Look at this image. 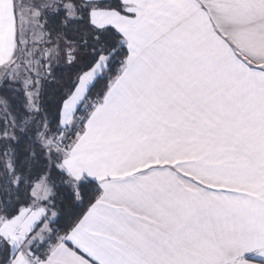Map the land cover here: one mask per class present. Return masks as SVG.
I'll use <instances>...</instances> for the list:
<instances>
[{
  "label": "snow or ice",
  "instance_id": "1",
  "mask_svg": "<svg viewBox=\"0 0 264 264\" xmlns=\"http://www.w3.org/2000/svg\"><path fill=\"white\" fill-rule=\"evenodd\" d=\"M0 264H264V0H0Z\"/></svg>",
  "mask_w": 264,
  "mask_h": 264
}]
</instances>
